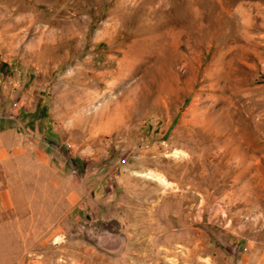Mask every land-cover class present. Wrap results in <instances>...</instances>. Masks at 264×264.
Returning a JSON list of instances; mask_svg holds the SVG:
<instances>
[{
  "label": "rangeland",
  "instance_id": "1",
  "mask_svg": "<svg viewBox=\"0 0 264 264\" xmlns=\"http://www.w3.org/2000/svg\"><path fill=\"white\" fill-rule=\"evenodd\" d=\"M16 113L62 208L0 264H264V0H0Z\"/></svg>",
  "mask_w": 264,
  "mask_h": 264
},
{
  "label": "crops",
  "instance_id": "2",
  "mask_svg": "<svg viewBox=\"0 0 264 264\" xmlns=\"http://www.w3.org/2000/svg\"><path fill=\"white\" fill-rule=\"evenodd\" d=\"M17 116L4 118L0 114V227L46 225L61 213L57 209L62 208V197L57 198L56 185L52 186V177L49 180L47 176L48 172L55 176L45 163L48 154L22 142L16 123H11ZM46 200H51L54 214L46 211L47 206L41 207ZM38 210L44 213L40 215Z\"/></svg>",
  "mask_w": 264,
  "mask_h": 264
},
{
  "label": "water",
  "instance_id": "3",
  "mask_svg": "<svg viewBox=\"0 0 264 264\" xmlns=\"http://www.w3.org/2000/svg\"><path fill=\"white\" fill-rule=\"evenodd\" d=\"M97 239H99V235L97 236ZM105 247L108 249H114V251H117L121 247L120 238L118 236H114L109 242L107 243L105 242Z\"/></svg>",
  "mask_w": 264,
  "mask_h": 264
},
{
  "label": "flooded vegetation",
  "instance_id": "4",
  "mask_svg": "<svg viewBox=\"0 0 264 264\" xmlns=\"http://www.w3.org/2000/svg\"><path fill=\"white\" fill-rule=\"evenodd\" d=\"M115 235H112V234H105L102 233V234H99V239H101L102 237V240H104L106 243L109 242Z\"/></svg>",
  "mask_w": 264,
  "mask_h": 264
}]
</instances>
